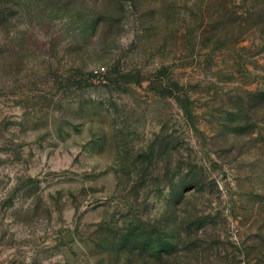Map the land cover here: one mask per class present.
I'll return each mask as SVG.
<instances>
[{"label":"rangeland","instance_id":"rangeland-1","mask_svg":"<svg viewBox=\"0 0 264 264\" xmlns=\"http://www.w3.org/2000/svg\"><path fill=\"white\" fill-rule=\"evenodd\" d=\"M0 264H264V0H0Z\"/></svg>","mask_w":264,"mask_h":264}]
</instances>
